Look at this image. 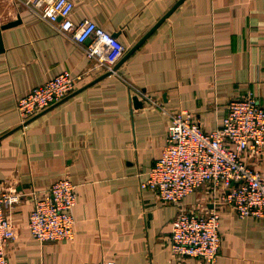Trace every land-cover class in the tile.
I'll return each instance as SVG.
<instances>
[{
    "label": "crops",
    "instance_id": "obj_1",
    "mask_svg": "<svg viewBox=\"0 0 264 264\" xmlns=\"http://www.w3.org/2000/svg\"><path fill=\"white\" fill-rule=\"evenodd\" d=\"M72 1L75 22L93 20L125 46L115 73L105 76L88 57L91 39L79 43L34 10L0 0V24L19 20L2 30L0 52V191L22 195L8 210L16 225L9 261L210 264L174 254L179 206L140 183L161 157L175 112L188 110L212 131L233 98L251 95L264 107V0ZM66 69L79 75L75 94L23 128L18 98ZM248 162L264 172V153ZM65 175L77 185L75 236L41 242L29 214ZM210 199L206 186L183 204L204 212ZM222 209L214 264H264V219Z\"/></svg>",
    "mask_w": 264,
    "mask_h": 264
},
{
    "label": "built area",
    "instance_id": "obj_2",
    "mask_svg": "<svg viewBox=\"0 0 264 264\" xmlns=\"http://www.w3.org/2000/svg\"><path fill=\"white\" fill-rule=\"evenodd\" d=\"M56 24L64 34L84 43L96 67L115 73V65L126 48L117 36L88 18L75 22L72 0H15ZM79 75L64 70L18 98L17 109L22 127L38 113L61 101L76 89ZM264 153V107L251 95L233 98L227 105L223 124L205 131L188 110L172 114L161 157L155 162L140 186L152 189L164 202L179 206L172 221L171 250L177 256L198 257L214 264L221 247L222 208L230 206L240 217L264 219V172L248 160ZM232 181L239 182L238 185ZM209 188L211 208L199 211L183 202L192 192ZM12 188L0 191V264H11L7 248L16 236V225L8 210L21 200ZM77 185L69 175L57 178L38 197L29 214L28 227L41 242L73 239L74 207ZM118 264L113 259L97 263Z\"/></svg>",
    "mask_w": 264,
    "mask_h": 264
},
{
    "label": "water",
    "instance_id": "obj_3",
    "mask_svg": "<svg viewBox=\"0 0 264 264\" xmlns=\"http://www.w3.org/2000/svg\"><path fill=\"white\" fill-rule=\"evenodd\" d=\"M181 1H182V0H179V1L177 2L176 5H178ZM176 5H175L174 7H176ZM173 9H174V8H173ZM173 9H172V10H173ZM172 10H171V11H172ZM18 21H19V20H16V21H14V22H10V23H8V24H4V25H1V24H0V52L4 51V45H3V41H2V30H3L4 28H6V27H9V26H12V25L16 24ZM143 39H144V38H143ZM143 39H142V40H143ZM142 40H141V41H142ZM134 48H135V47H134ZM134 48H133V49H134ZM129 53H130V52H129ZM127 55H128V54H126L125 56H123V57L119 60V62L115 65V69L118 68L119 64H120V63L126 58ZM110 73H111V72H106V73H105V76H106V75H110ZM73 94H75V92L71 93L70 95H68L67 97H65V98L62 99L61 101L55 103V104L52 105L51 107L60 104L61 102H63L64 100H66L67 98H69L70 96H72ZM133 100H134V104H135L136 107H141V106H143V104H142L143 102L138 98V96H134V97H133ZM51 107L45 109L44 111L50 109ZM31 120H32V118L28 121V123H29ZM232 184L238 185L239 182L232 181Z\"/></svg>",
    "mask_w": 264,
    "mask_h": 264
}]
</instances>
